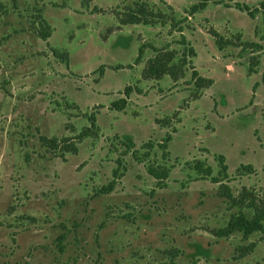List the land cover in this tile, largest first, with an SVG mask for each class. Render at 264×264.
Listing matches in <instances>:
<instances>
[{"label":"rangeland","instance_id":"374dc122","mask_svg":"<svg viewBox=\"0 0 264 264\" xmlns=\"http://www.w3.org/2000/svg\"><path fill=\"white\" fill-rule=\"evenodd\" d=\"M137 1L162 11L167 24L123 25ZM203 1L0 0V264H264L260 233L214 235L240 207L187 165L202 160L217 176L215 156L223 155L233 195L246 187L264 202V52L240 46H264V0H207L194 13ZM237 4L259 12L252 19ZM39 17L53 29L46 41ZM212 28L239 46L218 50ZM180 30L196 51L186 64ZM126 38L124 48L118 41ZM143 43L154 48L136 64ZM165 48L185 73L176 82L146 76ZM254 56L257 73L248 76ZM191 67L215 81L195 101ZM92 115L98 135L78 142ZM125 135L144 162L124 155ZM168 135L164 160L158 145ZM41 137L68 139L78 153L61 156ZM118 159L123 176L111 188ZM149 163L170 168L164 187ZM241 165L255 173L239 175ZM249 204L242 210L251 217Z\"/></svg>","mask_w":264,"mask_h":264},{"label":"trees","instance_id":"16d2710c","mask_svg":"<svg viewBox=\"0 0 264 264\" xmlns=\"http://www.w3.org/2000/svg\"><path fill=\"white\" fill-rule=\"evenodd\" d=\"M207 0L203 1L202 3L198 5H194L193 12H197L198 10H202L206 6ZM262 9L264 10V2L261 3ZM236 7L243 12H246L252 19L256 17V13L259 12V9H251L247 5H240L237 4ZM5 9V6L0 2V12H2ZM166 15L162 13L160 10H155L153 6H150L146 2L137 1L133 4V6H129L126 8L124 12V18L121 19V23L123 25H144V26H156V25H162L165 26L167 24ZM40 23H39V29L37 30V34L39 38L46 41L48 38H50L52 34V27L46 22V20L43 17H39ZM263 24H264V16H263ZM209 35H211L214 39L215 45L218 48V50L222 51L225 48L229 46L238 47L236 43L231 41L230 39H227L223 35H221L216 29H210L207 31ZM181 33V40L178 42L181 46L184 48V53L182 56V63L186 64L187 57H196V51L194 47L188 42L185 35H183L182 30H180ZM238 38L241 39L242 35L239 34ZM130 39H123L118 41L119 44L126 48L128 46ZM245 45L248 49L251 50L252 54H262L264 52V46L260 45L258 43H240V46ZM148 48H154L153 45L149 43H143L140 45L138 49V56L136 59V64L140 62V60L143 57V54L146 49ZM158 52L157 56L150 59L148 62V66L146 69V76L151 79L160 80L164 76H169L172 80L175 82L179 78H184L185 73L179 72L180 64L174 63L176 58V52L170 51L168 48H165L161 51L155 50ZM54 55L58 58L61 57V54L58 53L57 50H52ZM254 62V63H253ZM260 59L259 56H254L251 60V63L249 65L248 69V76H251L252 74L257 73V66L259 65ZM123 67H116L115 69H120ZM105 69V66H101L98 70L101 74H103ZM192 74H191V80L190 84L193 85V91L191 93L189 101H195L202 97L203 92L209 88H211L214 85V79L207 78L199 74L197 69L195 67H191ZM130 89L127 87L125 89L124 94L128 97L130 95ZM121 102V101H120ZM124 103V101L122 102ZM114 106L117 107L118 102L113 103ZM184 108V107H183ZM124 107H117V110H124ZM180 111H177L172 118L179 117ZM91 125L85 129L78 135L77 140L82 141L89 137H95L98 135L99 127L97 125L96 116L92 115L90 119ZM159 124V122H158ZM117 138V137H116ZM125 142L123 143V146L125 147V153L124 155L128 153H132L133 158L137 162H144L142 159V155H140L139 151L135 149V144L132 140V138L128 135L124 136ZM172 137L171 135H168L165 142L159 144V149L162 151V158L164 160H168L170 157V153L168 151V144L171 142ZM41 141L43 144L48 147L51 150H57L60 151L62 154L61 156H64L65 154H72L76 155L78 153V147L76 146V143H73L72 141L68 139L59 140L57 138H47V137H41ZM150 148V142L144 144L142 146V149ZM216 161L219 166L218 175L214 176L213 168L207 164L206 162L196 159L192 162H188L187 165L190 166V170H192L198 177L210 180L214 184H218V194L220 197L226 199L229 202H232L233 205H237L240 207V210L237 213L232 214L228 224L224 228H220L214 231V235L223 238V237H230L236 232H241L243 234L244 238H248L254 233H260L262 235V238L264 239V202L262 203H256L255 201V195L254 191L252 189L244 188L242 190V193L236 197L233 195L231 188L228 186L227 182L230 179V176L228 174V166L226 164V158L223 155H216L215 156ZM118 167L113 171V180L110 183V187H114L116 185L117 180L123 176V174L120 172L122 167V161L121 159L117 160ZM147 173L153 177L156 181L158 186L164 187L166 185V181L168 180L170 176V168H167L166 166L162 164H153L149 163L146 167ZM237 172L239 175H245V174H254L255 169L252 165H241ZM249 199L250 204L248 205L249 208H252L253 214L251 217H249L243 210L242 207L245 205V201ZM255 245L251 244V248H253ZM250 248V249H251ZM63 249V246H61V250ZM249 249V250H250Z\"/></svg>","mask_w":264,"mask_h":264},{"label":"crops","instance_id":"0c3cea01","mask_svg":"<svg viewBox=\"0 0 264 264\" xmlns=\"http://www.w3.org/2000/svg\"><path fill=\"white\" fill-rule=\"evenodd\" d=\"M139 49V48H138ZM207 91H209V89L208 90H206V92L205 93H207Z\"/></svg>","mask_w":264,"mask_h":264}]
</instances>
